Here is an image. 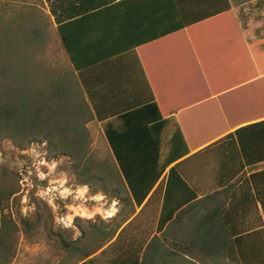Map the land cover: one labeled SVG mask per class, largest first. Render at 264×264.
<instances>
[{
	"label": "crops",
	"instance_id": "crops-1",
	"mask_svg": "<svg viewBox=\"0 0 264 264\" xmlns=\"http://www.w3.org/2000/svg\"><path fill=\"white\" fill-rule=\"evenodd\" d=\"M240 1L52 0L124 185L151 187L105 259L148 237L149 264H264V79L238 84L264 69V0Z\"/></svg>",
	"mask_w": 264,
	"mask_h": 264
},
{
	"label": "trees",
	"instance_id": "trees-1",
	"mask_svg": "<svg viewBox=\"0 0 264 264\" xmlns=\"http://www.w3.org/2000/svg\"><path fill=\"white\" fill-rule=\"evenodd\" d=\"M38 1L43 3V0ZM44 1L49 7L48 14L33 6L23 7L22 9L26 8V11L21 14L18 13L19 10L0 16V149L4 142L15 144L18 152L33 143L46 142V150L52 154V158L63 157L71 161L70 168L80 185L95 186L92 195L102 191L110 199H118L122 205L126 208L131 207L133 211L130 194L136 196V192L142 193V198L135 201L136 205L140 206L151 187L124 185L114 161L120 158L121 141L116 122L109 124L102 119L97 108L91 104L90 95L80 81L79 69L74 63L69 43L64 35V27L60 25L61 22L70 20V17H56L52 0ZM244 2L245 0L237 4L241 6L245 4ZM51 16L54 18L53 21H50ZM53 22L56 28L53 27ZM48 28H51L55 40L65 53L66 66L44 69L40 63L39 66L37 63L34 64L37 57H32L28 49L33 50L32 53H35V50L42 51L41 48L49 40ZM260 78L264 79V69H253L252 75L238 81V84L261 80ZM94 120L99 123L108 144L114 162L113 168L103 170L91 156H88L89 135L86 127ZM1 153L0 264H9L15 258L20 229L30 238L45 237L47 240L56 241L58 247L67 254L81 252L77 245L84 238V231L82 230L78 239L70 242L73 230L57 229L55 232L52 229L55 225L51 208L46 202L33 196L38 185L36 180L29 196L36 210L24 216L17 211L13 217L9 212V202L17 203L19 200L18 175L14 169L17 162L14 160L13 152ZM131 156L133 155L127 153V157L133 158ZM123 163H119L121 172L128 178L132 171H128V167ZM127 165L129 166L130 162ZM51 225L52 228H49ZM146 240L147 238L140 240L136 249L132 248L133 245L127 248L123 246L124 250H119L118 259H108L107 264H149L150 243ZM86 257L88 255L84 253L82 258ZM82 264H94V261Z\"/></svg>",
	"mask_w": 264,
	"mask_h": 264
},
{
	"label": "rangeland",
	"instance_id": "rangeland-1",
	"mask_svg": "<svg viewBox=\"0 0 264 264\" xmlns=\"http://www.w3.org/2000/svg\"><path fill=\"white\" fill-rule=\"evenodd\" d=\"M33 6H36L38 9L40 8L44 10L45 14H48V10L44 3L38 0H0V16H3L7 13H14V11L17 12L19 10L20 11L18 13L21 14L23 11H26V8H32ZM23 7L26 8L22 9ZM48 35H50L49 40L48 42H46V45L41 48L42 51L38 52V50H35V53H32L33 50L28 49L32 57H37V62L35 59L34 64L37 63V65L39 66L40 63V66H43L44 69L66 66L67 61L64 55L65 53L61 49L59 42L55 40V35L51 28H48ZM86 129L89 135L88 149L90 155L88 156H91V159L95 163L100 165L103 170L108 167L113 168L114 162L105 139L102 135L101 128L98 122L95 120L93 122H90L87 125ZM15 147L16 145L13 143L4 142L0 149V162L2 161L1 155L3 153H1V151H4V153L6 154H9V152H13L14 160L15 162H17L15 163L16 166H14V169L16 170V173L18 175L17 179L20 189L17 196L19 197V200L17 203H15L14 201L9 202V212L12 213L13 217H15L17 211H19L21 215L24 216V214H22L21 212V209L34 205V203L29 200L30 190L35 184L34 180H36V182L38 183L37 190L40 187H48L50 181L52 182V184L58 185L63 179L62 173L66 172L68 174L69 184L65 185V187H73V196H69L67 200H61L58 198L55 203L59 205V208L55 212L50 207L54 217L55 227L52 228L51 225L49 226V228H52L55 232L57 229L73 230L71 228L62 229L61 227L56 225L55 217L57 215L67 214V205H83L84 207L91 209L93 206H95V202L87 198L83 200L74 199L75 186H79L80 184L77 182L74 174L72 173V169L70 168L71 161H69L68 158H64V162L59 165L57 170L46 180L41 181L38 179L37 167H39L40 171L45 173L48 172V169L46 167L38 165V157H29L24 154V151L28 147H26L21 152H18V149H16ZM44 151H46L47 155L43 158L47 162L50 163L53 160L60 159H54L52 158V154L50 152H48L46 149H44ZM44 182H46L45 185L42 184ZM93 189H95V186L89 187L88 196H92L91 193ZM25 196H27L28 198V205L22 204V199ZM33 196L39 199L35 194ZM107 197L109 198V200H111L109 196ZM119 207L120 212L124 213V216L129 215L132 212L131 207L126 208L121 203ZM116 217L117 218H115L111 223H105L104 221H101L99 217H96L97 223L95 224H93L91 221L81 220L80 217H76V219L73 221V224L75 228L78 229L80 234L84 231V238H82L77 245L81 252H72L70 254L62 251L60 247H58L56 241L47 240L45 237H42L40 239V237L35 238L31 236L30 238L29 236H26L20 229L16 256L9 264H82L88 263L90 260L94 261V264H107L108 259H105V256L109 253V248L104 251V254H102V249L110 242L111 238L114 237V234L119 227V213L116 215ZM116 219L118 222H116ZM16 223L18 222L16 221ZM146 229V231H148V227ZM74 235L75 232L73 234V237ZM73 237L70 242L78 239L80 235L76 239H73ZM117 244L118 243L116 242L115 245ZM121 249L124 250L123 247ZM84 253L85 255H88V257L82 258Z\"/></svg>",
	"mask_w": 264,
	"mask_h": 264
},
{
	"label": "clouds",
	"instance_id": "clouds-1",
	"mask_svg": "<svg viewBox=\"0 0 264 264\" xmlns=\"http://www.w3.org/2000/svg\"><path fill=\"white\" fill-rule=\"evenodd\" d=\"M46 147V142L41 144L33 143L24 151V154L29 157H38V165L48 169V172L45 173L40 171L39 167H37L38 179L41 181L46 180L49 176H51L57 170L59 165L64 162L63 157L59 160H53L50 163L47 162L43 158L47 155L46 151H44ZM62 176L63 179L58 185L52 184L50 181L48 187H40L35 193V195L39 199L44 200L54 212L59 208V205L55 203L58 198L61 200H67L69 196H73V187H65V185L69 184L68 174L65 172L62 173ZM88 193L89 186L87 184L75 186L74 199L83 200L87 198L94 201L95 206L91 209L84 207L83 205H67L66 207L68 208V213L65 215H57L55 217L56 225L62 229H73L75 232L73 239H76L80 235L78 229H76L73 224L76 217H80L81 220L91 221L93 224L97 223L96 217H99L101 221L107 223L120 212V201L118 199L112 198L109 200L106 194L102 191L92 196H88ZM22 204L28 205L27 196L22 199ZM35 210V205H32L31 207L22 208L21 212L22 214L27 215L29 212H34Z\"/></svg>",
	"mask_w": 264,
	"mask_h": 264
}]
</instances>
